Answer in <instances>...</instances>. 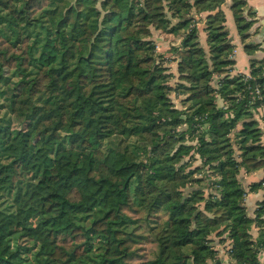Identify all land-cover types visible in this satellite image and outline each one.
<instances>
[{
	"label": "trees",
	"instance_id": "16d2710c",
	"mask_svg": "<svg viewBox=\"0 0 264 264\" xmlns=\"http://www.w3.org/2000/svg\"><path fill=\"white\" fill-rule=\"evenodd\" d=\"M227 1L0 0V264H262L240 175L264 170V59L234 71ZM229 1L253 56L256 13ZM155 31L181 38L176 73Z\"/></svg>",
	"mask_w": 264,
	"mask_h": 264
},
{
	"label": "crops",
	"instance_id": "0c3cea01",
	"mask_svg": "<svg viewBox=\"0 0 264 264\" xmlns=\"http://www.w3.org/2000/svg\"><path fill=\"white\" fill-rule=\"evenodd\" d=\"M248 2V9H253L256 13V24L253 26L250 33L253 35L252 40L249 42V44H255L259 45V51L256 52L253 56H249L247 52L245 51V46L241 40V37L238 34L237 28L234 23V18L232 15V12L230 10V1L228 0L226 5L223 7V10L226 14V25L228 27V30L230 32V37L232 39V43L236 46V66H235V72L236 73H244L248 74L250 71V60L251 59H257L262 60L264 59V0H247ZM209 13L201 14L200 16H197V19L199 20L197 23V28L199 30V37H200V43L201 46L204 49H208L207 41H206V34L204 32L205 26H206V20L209 17ZM172 35H165L161 32L155 31L154 32V40L157 41L158 39L163 40V43L159 44V47L164 49L163 47L166 44V40H170L169 38ZM174 37V36H172ZM175 38V37H174ZM181 42V38L176 39L175 43H172V46H178ZM255 118L259 122L260 127L264 130V108L259 109L255 113ZM263 143H264V137H263ZM264 179V170H260L251 174H247L244 171H242V174L240 175V181L243 184L247 194L245 198L246 207L248 215L251 218L255 217V211L258 209V206L261 202L264 201V188L251 191L250 186L254 183H259ZM257 230L255 231V236H257ZM260 262L264 264V253L260 256Z\"/></svg>",
	"mask_w": 264,
	"mask_h": 264
},
{
	"label": "rangeland",
	"instance_id": "374dc122",
	"mask_svg": "<svg viewBox=\"0 0 264 264\" xmlns=\"http://www.w3.org/2000/svg\"><path fill=\"white\" fill-rule=\"evenodd\" d=\"M170 40H166V44L163 47L164 49H162L161 47H159V44L163 43V40L158 39L157 38V51L158 54L163 56L168 62H166V66L170 68V72L172 73H176L177 70V64L170 61L172 55L170 53V49L173 47L172 43L176 42V39L178 38H174V37H170ZM12 52H16V51H12ZM14 66L13 65H6L5 69H4V78H5V84L7 83L8 86H4V91H8V95L7 97L10 98H14L13 101H15L18 105V108L20 109L19 111H16V113L14 114L15 118L18 120V122L23 125L24 128H28L30 126L33 125L35 119L38 117V115L41 113L40 108L33 103V101L27 96V95H23L21 94V90H17L16 94L15 92L12 91L14 86H10V84L12 85V83L9 81V76H11V74L14 71ZM175 81H171L170 83L174 84ZM174 103L176 104V107H178L179 109H181V104H180V100H177L175 98H173ZM1 106H0V115L3 116L5 114V112H10L9 109V102H6L4 100H1ZM13 116V117H14ZM186 130V128H181V130L179 131H183ZM216 243H219L218 240H216Z\"/></svg>",
	"mask_w": 264,
	"mask_h": 264
},
{
	"label": "built area",
	"instance_id": "2783aa9c",
	"mask_svg": "<svg viewBox=\"0 0 264 264\" xmlns=\"http://www.w3.org/2000/svg\"><path fill=\"white\" fill-rule=\"evenodd\" d=\"M236 56V51H234V57ZM247 79H252V77L250 76V72L247 74V77H246ZM250 90V89H249ZM253 93H254V97H258V98H260L261 96H260V94H261V89L259 88V87H257V88H255V90L253 91ZM255 100V99H254ZM252 101V103H255V101Z\"/></svg>",
	"mask_w": 264,
	"mask_h": 264
}]
</instances>
